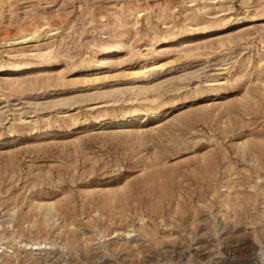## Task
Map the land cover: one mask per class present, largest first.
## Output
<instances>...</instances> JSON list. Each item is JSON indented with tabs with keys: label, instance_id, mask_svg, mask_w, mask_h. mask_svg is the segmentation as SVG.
Segmentation results:
<instances>
[{
	"label": "rangeland",
	"instance_id": "obj_1",
	"mask_svg": "<svg viewBox=\"0 0 264 264\" xmlns=\"http://www.w3.org/2000/svg\"><path fill=\"white\" fill-rule=\"evenodd\" d=\"M0 264H264V0H0Z\"/></svg>",
	"mask_w": 264,
	"mask_h": 264
},
{
	"label": "bare ground",
	"instance_id": "obj_2",
	"mask_svg": "<svg viewBox=\"0 0 264 264\" xmlns=\"http://www.w3.org/2000/svg\"><path fill=\"white\" fill-rule=\"evenodd\" d=\"M51 208V207H50Z\"/></svg>",
	"mask_w": 264,
	"mask_h": 264
}]
</instances>
